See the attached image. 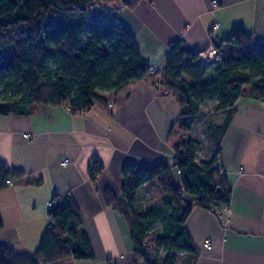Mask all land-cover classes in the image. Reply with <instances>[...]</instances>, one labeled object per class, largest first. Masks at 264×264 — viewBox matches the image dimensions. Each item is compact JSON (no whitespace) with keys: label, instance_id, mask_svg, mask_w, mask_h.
<instances>
[{"label":"crops","instance_id":"1","mask_svg":"<svg viewBox=\"0 0 264 264\" xmlns=\"http://www.w3.org/2000/svg\"><path fill=\"white\" fill-rule=\"evenodd\" d=\"M86 13L87 21L125 27L148 65L163 64L173 42L199 52L218 46L234 28L264 41V0H152L133 9L116 1H94ZM215 23L217 29L212 28ZM219 50L225 56L236 53L227 43ZM156 78L148 72L130 82L108 96L114 102L106 108L71 113L63 105H36L31 114L0 115V159L25 175L0 190V243L10 244L16 253H32L49 225L48 203L61 208L72 199L93 258L49 264H132L135 246L125 217L105 205L102 192L108 187L115 198L121 197L125 164L171 165L174 159L178 134L169 131L179 105L176 93H163ZM234 108L218 153L230 186L231 223L226 226L214 212L192 208L185 220L197 250L191 264H264V102L240 96ZM220 114L219 125L225 120ZM65 159L69 163L63 166ZM91 159L101 166L94 181ZM171 173L179 185L178 172Z\"/></svg>","mask_w":264,"mask_h":264},{"label":"trees","instance_id":"2","mask_svg":"<svg viewBox=\"0 0 264 264\" xmlns=\"http://www.w3.org/2000/svg\"><path fill=\"white\" fill-rule=\"evenodd\" d=\"M94 1H116L133 9L140 1L152 0H0V115L31 114L36 105H63L71 113L106 108L109 95L148 73V64L125 27L87 21V6ZM83 35L86 41L79 47ZM222 43L235 46V55H223L219 50ZM219 45L214 46L222 59L208 67L195 63L180 66L183 57L194 59L198 52L179 43L169 45L160 83L163 93H176L179 105L178 119L169 131L170 135L178 134L172 145L174 159L171 165L125 164L119 199L110 188L103 189L105 205L118 210L127 222L135 246L132 264H182L184 255L183 264H191L197 250L185 227L187 216L193 207L214 212L229 203V183L217 169L218 165L222 168L219 145L238 97L264 102V41L239 27ZM211 66L212 77L207 79ZM208 104L213 112L224 114L225 120L221 125H206L211 159L203 162L196 159V141L184 137ZM172 169L179 174V185L173 180ZM24 176L0 159V190L8 186V180L12 183ZM152 181L160 197L139 210L136 194ZM48 219L49 225L32 253H16L10 244L0 243V264L93 258L90 242L80 229L81 214L72 199L61 208H50Z\"/></svg>","mask_w":264,"mask_h":264},{"label":"rangeland","instance_id":"3","mask_svg":"<svg viewBox=\"0 0 264 264\" xmlns=\"http://www.w3.org/2000/svg\"><path fill=\"white\" fill-rule=\"evenodd\" d=\"M85 41H86V36L83 35L81 41H79L78 46L83 47ZM162 73L160 74V76L158 75V73H151L157 76L156 78L157 84L160 83ZM210 73L211 72L207 74L206 76L207 79L211 78ZM201 111L203 112V115L201 116V118H198L195 121L192 130L189 133H187L184 138L193 139L196 141L198 147L196 159L198 161L204 162V161H210L211 159V157L209 156L210 152L206 142V125L208 123L215 121L219 122L221 114L213 112V107H210L209 104L202 107ZM159 197H160V191L156 186L155 182L154 181L149 182L145 184L143 187H141L140 190L137 192L136 202H135L136 207L137 209L141 210L146 206L153 204Z\"/></svg>","mask_w":264,"mask_h":264},{"label":"built area","instance_id":"4","mask_svg":"<svg viewBox=\"0 0 264 264\" xmlns=\"http://www.w3.org/2000/svg\"><path fill=\"white\" fill-rule=\"evenodd\" d=\"M214 2V1H213ZM219 27L218 23L213 24V29H217ZM175 42L171 43V45H174ZM222 59L221 54L218 52V50L216 49L215 46H209L208 48L201 50L197 53V55L195 56L194 59H190L189 57H183L181 62H180V66H185V65H189L191 63H195L199 66L202 67H208L212 64H215L217 62H220ZM164 69V65L163 64H158V65H148L147 70L149 73H158V75H160L163 72ZM114 102L113 99L108 100V104H112ZM69 163L68 159H65L61 162V165L65 166ZM88 168L89 171L91 170L93 177H97L98 173L101 170V166L100 164L95 160V159H91L89 164H88ZM218 172H221L222 168H220V166H217ZM94 170V171H93ZM7 184L10 185L11 181H7ZM230 198L231 196L228 195L227 199L229 200L230 203ZM229 203L226 205H221L217 208H215L214 213L217 215V217L223 221V223L226 226H229V224L231 223L229 214H230V207H229ZM48 206L51 208L52 207V203H48ZM204 246L206 248H209L211 246V241L209 239H206L204 241Z\"/></svg>","mask_w":264,"mask_h":264}]
</instances>
